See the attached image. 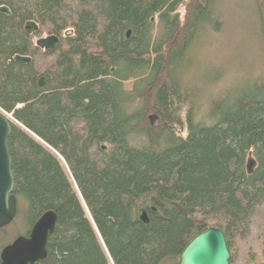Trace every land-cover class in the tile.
Masks as SVG:
<instances>
[{"label": "trees", "instance_id": "obj_1", "mask_svg": "<svg viewBox=\"0 0 264 264\" xmlns=\"http://www.w3.org/2000/svg\"><path fill=\"white\" fill-rule=\"evenodd\" d=\"M255 3L264 29V0ZM214 4L0 0L10 10L0 12V113L12 117L15 219L28 235L44 213L58 216L37 264H178L210 227L231 253L255 224L264 235V76L202 118L179 79L194 41L219 28ZM44 35L59 42L39 49Z\"/></svg>", "mask_w": 264, "mask_h": 264}, {"label": "rangeland", "instance_id": "obj_2", "mask_svg": "<svg viewBox=\"0 0 264 264\" xmlns=\"http://www.w3.org/2000/svg\"><path fill=\"white\" fill-rule=\"evenodd\" d=\"M255 2L215 0L212 17L219 20L218 30L205 29L194 41L179 79L184 88H192L188 94L196 100L200 117L214 99L233 95L240 86L255 83L264 76V29ZM26 230L22 219L0 229V253ZM260 232L255 224L248 235L237 237L231 264H246L247 255L256 251L264 258V235ZM178 260L175 261L179 264Z\"/></svg>", "mask_w": 264, "mask_h": 264}, {"label": "water", "instance_id": "obj_3", "mask_svg": "<svg viewBox=\"0 0 264 264\" xmlns=\"http://www.w3.org/2000/svg\"><path fill=\"white\" fill-rule=\"evenodd\" d=\"M2 14L10 15L8 7L0 8ZM25 30L29 35L39 31L35 22H27ZM129 39L130 32H127ZM59 42V37L50 35L41 37L36 45L45 51L51 50ZM16 62L29 64L30 57L15 56ZM45 76L39 82L43 88L50 80ZM153 119V117L151 118ZM12 123L4 114L0 113V229L10 226L18 215V199L14 195L15 178L12 171V159L8 146L9 134H11ZM256 167L253 158L248 160V172L252 174ZM145 210L140 211V219L149 223L148 214ZM57 213L48 211L44 213L34 224L28 235L18 236L11 244L2 249L0 253V264H37L47 258L48 244L57 225ZM224 231L218 227H210L207 231L197 235L179 257V264H231V252ZM264 264V262L260 263Z\"/></svg>", "mask_w": 264, "mask_h": 264}, {"label": "bare ground", "instance_id": "obj_4", "mask_svg": "<svg viewBox=\"0 0 264 264\" xmlns=\"http://www.w3.org/2000/svg\"><path fill=\"white\" fill-rule=\"evenodd\" d=\"M212 97V96H211ZM218 98V97H217ZM215 100V99H214ZM211 107V106H210ZM18 217V216H17Z\"/></svg>", "mask_w": 264, "mask_h": 264}]
</instances>
